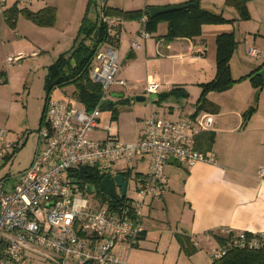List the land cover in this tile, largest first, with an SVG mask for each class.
I'll return each instance as SVG.
<instances>
[{
    "label": "crops",
    "instance_id": "obj_1",
    "mask_svg": "<svg viewBox=\"0 0 264 264\" xmlns=\"http://www.w3.org/2000/svg\"><path fill=\"white\" fill-rule=\"evenodd\" d=\"M186 1L188 0H115L108 6L123 10H143L152 6L180 5ZM200 2L204 9L221 14L229 21L203 24L200 35L193 38L166 40L163 38L167 31L166 22L158 24L155 34L141 38L138 35L141 29L140 18L120 20L117 23L118 42L102 45L113 46L118 52L120 67H124L120 68L118 79L124 80L126 85L114 86H125L127 92L113 90L111 94L119 93L124 96L127 93L132 99L136 96H144L146 99V95H150V114H157L152 108L157 98L174 87H181L188 94L185 100L193 108L184 113L185 107L181 103V98L184 97L167 96L163 100L166 106L162 114L175 119L194 113L195 103L201 92L199 84L215 77L218 35L233 33L236 40V47L229 61L234 82L223 91L208 92L206 99L215 106V110H202L214 116L212 129L202 132L211 135L210 149L202 151L211 157V161H200L193 166L169 161L165 165L166 189L161 199L148 202L143 219L145 232L139 245L129 253L127 264H178L184 253L179 238L188 240L187 248L194 247L195 253L191 257L195 259V264H210L214 251L210 253V250L221 246L230 235L229 232L234 235L241 231L252 234L264 232V175L259 173L260 169H264V87L259 91L255 109L247 116L244 115L245 110L252 105L255 93L249 77L245 76L264 63V0H246L250 13L248 20H240L237 10L226 5L225 0ZM14 3L19 10L26 8L31 12L54 7L55 22L52 26H40L30 20L32 23L29 25L22 23L20 17L29 19L19 13L15 18V25L11 26L3 16V10L12 7ZM85 6L84 0L82 18ZM0 7V53L2 47L5 48L10 43H13V47L16 46L12 52L5 49L6 57L23 52L22 48L29 47V56L37 57L42 51L56 49L59 57L68 53L75 45L82 18L78 28L76 26L74 30H69L68 25L75 20L74 13L71 12L67 15V20L57 27L60 10L52 1L29 0L21 4L19 0H5ZM7 27L11 28L13 35H8L12 32ZM20 36L23 38H19ZM133 39L139 47L132 46ZM251 48L258 51L257 57L248 55V49ZM93 63L92 60L91 64ZM0 73L2 75L1 71ZM9 74L6 78L11 85ZM44 76L43 83L46 71ZM151 81L158 84L156 94H148L145 90ZM45 105L46 103L43 108ZM137 119L142 127L146 118ZM139 161L145 163V169L137 175L148 170L150 157ZM199 250L205 251L209 261Z\"/></svg>",
    "mask_w": 264,
    "mask_h": 264
},
{
    "label": "built area",
    "instance_id": "obj_2",
    "mask_svg": "<svg viewBox=\"0 0 264 264\" xmlns=\"http://www.w3.org/2000/svg\"><path fill=\"white\" fill-rule=\"evenodd\" d=\"M28 1L19 0L21 4ZM4 3L0 0V6ZM146 18H140L141 38L149 36L144 30ZM102 19L110 32L120 21L110 16ZM132 46L139 47L134 39ZM248 55L255 58L258 51L248 49ZM92 60L89 78L101 88L96 105L87 110L77 99H48L31 164L10 188L5 189L4 179H0V264H34V258L51 264H127L129 252L145 232L148 202L161 199L166 189L165 165L169 161L186 166L211 161L194 146L197 135L213 127L214 116L207 111L175 119L151 113L132 142L116 136L111 119L101 127L102 104L110 98L112 85L126 84L117 78L120 59L113 46L101 45ZM145 90L156 94L158 84L151 81ZM93 132L101 136L91 138ZM17 147L0 127V163ZM146 156L150 157L148 170L137 176L131 193L133 162ZM116 161L128 166L112 173ZM82 167L99 173L96 185L79 176ZM259 173L264 175V169ZM118 174L125 183L123 194L115 180L116 197L99 190L105 175L114 179ZM72 179L78 182L72 183ZM89 186L94 187L93 192L88 191ZM229 234L212 252V260L231 249L264 248V232Z\"/></svg>",
    "mask_w": 264,
    "mask_h": 264
},
{
    "label": "trees",
    "instance_id": "obj_3",
    "mask_svg": "<svg viewBox=\"0 0 264 264\" xmlns=\"http://www.w3.org/2000/svg\"><path fill=\"white\" fill-rule=\"evenodd\" d=\"M93 0H89L85 14L79 26L78 34L75 39V45L68 53L61 54L48 68L45 80V89L47 91L46 102L52 91L69 83H74L77 87L76 99L81 102L87 110L92 109L101 96V88L97 83H93L89 78V67L98 48L103 44H116L118 42L119 27L116 24L113 31H109L103 21V16L117 17L120 20H132L146 15L144 30L148 35L157 32L160 22L167 23V31L163 36L166 40L177 37L193 38L200 35L203 24H215L228 22L221 14L214 13L201 6L200 0H188L180 5L179 10L167 12L161 15L152 16L149 13V7L143 10H123L118 7L103 4L99 13L91 19L88 16ZM226 5L233 6L240 20H248L250 13L246 6V0H225ZM21 13L27 19L40 26H52L55 22L56 9L54 7H45L38 12H31L26 8L18 9L16 4L3 10V16L11 25H15V18ZM216 73L215 77L207 82L199 84L200 95L195 103L194 113L202 110H215V106L208 102L206 94L210 91L220 92L229 88L234 80L231 77L229 61L236 47L234 34H220L216 39ZM264 69V63L251 71L245 77H249L252 86L255 88L252 105L245 110L244 115L250 114L256 107L259 91L264 87V81L257 75V72ZM187 97L188 94L181 87H174L168 93L160 96L164 100L167 96ZM112 104V102H111ZM110 104V105H111ZM109 105V106H110ZM45 109V107L43 108ZM103 111V110H102ZM43 114L40 124L42 125ZM112 119L116 118L113 114ZM195 149L206 152L210 149L211 135L199 134L196 137ZM100 179L99 173L95 170H89L85 180L96 185ZM181 246L185 253L192 254L194 247L189 249L188 240L179 238ZM193 246V245H192ZM210 264H264V248L259 249H231L219 259L212 260Z\"/></svg>",
    "mask_w": 264,
    "mask_h": 264
},
{
    "label": "rangeland",
    "instance_id": "obj_4",
    "mask_svg": "<svg viewBox=\"0 0 264 264\" xmlns=\"http://www.w3.org/2000/svg\"><path fill=\"white\" fill-rule=\"evenodd\" d=\"M50 1L56 4L60 10L59 23L57 27L67 20L66 18L68 14L70 15L71 12H73L75 20L68 25V28L69 30H72V28L74 30L76 26L78 28L84 13V9H82L84 0ZM88 1L89 0H85V10ZM113 2H115V0H93L88 13L89 16L94 17L97 13H99L104 3L111 5ZM1 8L2 7H0V9ZM20 20L22 23L29 25L32 23L30 20L28 21L23 17H20ZM7 29L12 32L8 35H13L11 28L7 27ZM19 38L23 37L20 36ZM22 43L26 44L24 41ZM6 48L9 52H12L16 46L13 47V43H10L9 46L5 48L2 47V52L0 53V71L2 72V75L0 73V127H4L7 130V139L12 143H17L18 147L11 150L9 156L0 163V179H4L3 186L5 189L10 188L19 180L20 174L29 167L38 148L39 132L41 129L40 121L44 110L43 105L46 103L45 100L47 96L45 83H43L45 77L44 72L46 71V74L48 73L49 66L59 54L56 53V49H54L42 51L39 56L33 57L29 56V47V49L22 48L23 52L13 53L6 57ZM20 55L21 58L19 60H16L15 62L8 61V58H14ZM120 68L123 69L124 67ZM8 71H10V74ZM8 74L10 75L11 85L8 84L6 78ZM3 80H5V82H3ZM113 90L115 92H120L119 90H123V92L126 91L125 86L116 88L112 85L111 91ZM76 94V85L74 83H69L55 88L51 93V99H76ZM110 99L112 100V104L103 108L100 117L101 127H104L106 122L111 119L113 132L116 136L124 142H132L135 139L136 132L141 128V124L139 123L137 117L147 118L150 114V104L152 105L150 95H146V99L140 102L136 101L135 97H133V99L129 98L127 93L123 97H110ZM185 99V97L184 99L181 98V103L185 107L184 113L193 108V105L188 103ZM165 106L166 103H163L162 99L157 98L156 102L153 103L152 108L158 116L173 119L170 115L162 114ZM113 114L116 115L115 119L111 118ZM97 136H101V133L93 132L90 135L91 138H95ZM146 157L147 159L149 158V156ZM144 164L145 163L140 162L138 158H136L133 162L134 168L131 171V182L129 183L131 193H133L132 191L135 187V179L138 176L137 173L143 172L145 169ZM127 166L128 164L124 161H116L110 172L115 173ZM100 197L101 196L99 195V198ZM215 249L216 247H213L210 250V253ZM199 251L200 254L203 256L205 255L207 261H209L208 255L205 251ZM193 253H195V251ZM192 254L184 252L178 264H195V259L191 257ZM33 263L51 264L50 262L43 261L39 258H34ZM167 264L173 263L168 262Z\"/></svg>",
    "mask_w": 264,
    "mask_h": 264
},
{
    "label": "water",
    "instance_id": "obj_5",
    "mask_svg": "<svg viewBox=\"0 0 264 264\" xmlns=\"http://www.w3.org/2000/svg\"><path fill=\"white\" fill-rule=\"evenodd\" d=\"M183 6L182 5H170V6H164V7H159V6H152L149 8V13L152 16H156V15H161L167 12H171V11H175V10H179L181 9ZM257 75L261 77L262 81H264V69H261L257 72ZM110 97H123V94H119V93H112L110 94ZM136 101L140 102V101H144L145 97L144 96H136ZM112 100L109 98L107 99L103 104L102 107L106 108L111 104ZM85 168L82 167L80 172H79V176L83 177L84 172H85ZM114 180L122 186L121 189V193H124L125 190V183L122 180V175L118 174L114 177V179H112L109 175H105L102 180L100 181L99 184V190L103 193L109 194L112 197H116V192L114 189ZM72 183H77L78 180L77 179H72L71 181ZM94 187L93 186H89L88 187V191L89 192H93Z\"/></svg>",
    "mask_w": 264,
    "mask_h": 264
},
{
    "label": "flooded vegetation",
    "instance_id": "obj_6",
    "mask_svg": "<svg viewBox=\"0 0 264 264\" xmlns=\"http://www.w3.org/2000/svg\"><path fill=\"white\" fill-rule=\"evenodd\" d=\"M87 172H88V171H86V173L84 174V176H87V174H88Z\"/></svg>",
    "mask_w": 264,
    "mask_h": 264
}]
</instances>
